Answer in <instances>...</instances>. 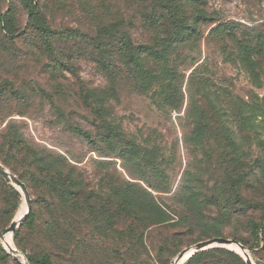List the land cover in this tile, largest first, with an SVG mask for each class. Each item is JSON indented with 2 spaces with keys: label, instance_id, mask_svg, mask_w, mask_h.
Masks as SVG:
<instances>
[{
  "label": "rangeland",
  "instance_id": "rangeland-1",
  "mask_svg": "<svg viewBox=\"0 0 264 264\" xmlns=\"http://www.w3.org/2000/svg\"><path fill=\"white\" fill-rule=\"evenodd\" d=\"M9 8L19 32H0V143L14 141L0 163L17 176L38 159L63 172L71 163L108 210L64 246L43 225L50 194L27 186L42 220L27 214L8 233L27 200L0 174V264H117L120 254L174 264L210 239L241 246L218 245L226 251L200 264H264V0H0L1 13ZM37 25L53 31L40 35ZM144 46H169L168 62L141 54ZM131 146L141 160L119 156ZM121 189L143 212L115 211ZM116 241L138 243L126 252Z\"/></svg>",
  "mask_w": 264,
  "mask_h": 264
},
{
  "label": "trees",
  "instance_id": "trees-1",
  "mask_svg": "<svg viewBox=\"0 0 264 264\" xmlns=\"http://www.w3.org/2000/svg\"><path fill=\"white\" fill-rule=\"evenodd\" d=\"M196 3L200 5H205L206 0H195ZM31 6L34 9H37L39 7V4H31ZM15 8H9L5 13L0 12V32H4L5 36H9L10 39H13L16 37V33L19 31L16 30L17 27V19H16V13ZM206 17L204 14H202V17H199L197 21H203ZM36 29L38 33L41 34H49L53 30L48 25H42L36 26ZM251 49H248V51ZM141 54H147L148 56L152 57L153 59L164 61L165 63L168 62V55L170 52V47L164 48L162 51L157 50L154 47L144 46L139 49ZM137 61H139L137 59ZM143 73V78L146 79L148 77L154 78V74L150 71H144L143 68L141 70ZM164 75L169 78L168 80H178L179 73L175 68H172L170 66H165L164 68ZM72 131L83 137L89 142L95 143L91 137L90 134H88L86 131H84L82 128L79 127H72ZM114 131L112 129H106L105 131V139L109 140H116V137L112 136V133ZM199 135V134H198ZM10 139V140H9ZM7 140V137H5L3 143H0V149L1 151H5V147L9 143H13L14 138L11 136ZM1 156V154H0ZM119 156L123 158L124 160H129L131 158H134L136 156L137 159H142V155L139 151L136 150V147H124L121 149V153H119ZM41 158V157H40ZM147 161V160H146ZM28 165H31L29 161ZM35 164V170L29 171V175H21L19 174L18 177L26 183L28 187H31V189L38 190L42 193V191H46L50 194V202H49V209L51 216L50 220L43 221V225L46 226V228L50 231V233L53 235V237L57 238V241H62L64 246H67L70 242L71 236L79 235L80 231L83 230V221H87L88 218H91L92 223H101L100 219L103 218L105 212H107L108 208H100L101 205V195L100 192L93 189L90 192H86L81 183L75 181V177H73L71 174L73 173V165L70 163V166L68 165L65 168V171L61 169H55L52 165L49 163H46L42 161V159H38L37 162L33 161ZM69 163V162H68ZM153 163V162H152ZM72 168V169H71ZM67 171H70L69 173ZM16 173V172H15ZM74 184L72 189L74 192H71L70 182ZM149 183V181H148ZM150 186V185H149ZM121 190L117 191L118 199V206L115 209L117 213L126 212L130 209H136L137 206L140 208H143V202L136 203L135 201L130 200V196L126 192H121ZM36 202L38 203V196L35 203H32V208L27 216V220L31 219V221H35L36 219L39 221L40 217L42 220V211H39L38 207L36 209ZM62 205L63 208H58L59 205ZM143 212V211H142ZM157 218L160 220L159 222L165 223L169 219L164 217L165 214L163 212H157L156 215ZM21 216V215H20ZM97 226V225H94ZM103 226V228H106L105 225H99ZM264 228V226H262ZM133 225H130L129 229L130 231L133 230ZM76 247H81L84 245V241L80 238H75V240L72 242ZM128 246L126 247V252L130 249V247H134L135 244L138 242L128 241ZM125 241L121 242H114V246L116 245L119 248L125 247L127 245ZM95 246H98L97 243H95ZM115 246V247H116ZM139 246H143V238L142 241H140ZM144 248L146 246L144 245ZM226 250L221 247H215L210 248L207 250L200 251L189 258L187 264H200L203 259L207 258L208 256L225 252ZM120 254L119 257H117V264H141L143 260L138 259L135 256H129L126 257L125 255ZM35 264H44V260L40 259L39 257L32 259Z\"/></svg>",
  "mask_w": 264,
  "mask_h": 264
},
{
  "label": "water",
  "instance_id": "water-1",
  "mask_svg": "<svg viewBox=\"0 0 264 264\" xmlns=\"http://www.w3.org/2000/svg\"><path fill=\"white\" fill-rule=\"evenodd\" d=\"M0 174L7 180V181H11L14 182L15 184H17L25 193L26 195V200H27V212L22 216V218L18 221H14L12 222L11 226L8 228V231L13 232L14 230H16L20 224L21 221H23L27 214H29L31 208H32V203H31V195L29 192V189L26 185L25 182H23L17 175L11 173L7 168L3 167L0 163ZM236 243L238 245H240L239 243H237L234 240H230V239H210V240H206L200 243H197L191 247L186 248L184 251H182L177 258H183L184 256H188L187 259H189L190 257H192L193 255H195L196 253L203 251V250H207L210 248H215L218 245H223L225 247H232V244ZM241 246V245H240ZM13 252H17L16 249H13ZM15 259L17 261H19V257L16 256ZM250 264H253L250 261Z\"/></svg>",
  "mask_w": 264,
  "mask_h": 264
},
{
  "label": "bare ground",
  "instance_id": "bare-ground-1",
  "mask_svg": "<svg viewBox=\"0 0 264 264\" xmlns=\"http://www.w3.org/2000/svg\"><path fill=\"white\" fill-rule=\"evenodd\" d=\"M27 212V207H26V210H24V212L21 214V216L18 218V220H20L21 218H22V216L25 214ZM8 233H11L10 231H8ZM242 248V247H241ZM243 250V254H244V249H242ZM182 258H177L176 259V261H175V263L174 264H176V262H179L180 260H181Z\"/></svg>",
  "mask_w": 264,
  "mask_h": 264
}]
</instances>
